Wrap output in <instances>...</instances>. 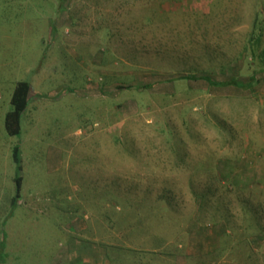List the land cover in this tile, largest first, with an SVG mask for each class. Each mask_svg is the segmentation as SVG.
I'll return each instance as SVG.
<instances>
[{
	"label": "rangeland",
	"instance_id": "1",
	"mask_svg": "<svg viewBox=\"0 0 264 264\" xmlns=\"http://www.w3.org/2000/svg\"><path fill=\"white\" fill-rule=\"evenodd\" d=\"M263 49L264 0H0L5 264H264Z\"/></svg>",
	"mask_w": 264,
	"mask_h": 264
},
{
	"label": "trees",
	"instance_id": "2",
	"mask_svg": "<svg viewBox=\"0 0 264 264\" xmlns=\"http://www.w3.org/2000/svg\"><path fill=\"white\" fill-rule=\"evenodd\" d=\"M259 40V38L257 39V41ZM251 54L254 55V52H251ZM261 60V56H262V61H264V49L260 52V54H258ZM187 79H197V76H186ZM204 79L208 84H213V82H211L207 76H201L199 79ZM230 84H234L236 86L239 87H245L247 88L248 91H250L251 89L248 88L251 86V82H248L246 84L240 85L238 82H234V80L230 81ZM32 95H31V86L30 83L28 81H17L14 85L11 97H10V108L7 111V113L4 116V130L6 132V134L8 136H18L21 133V125H22V115L23 113L26 111L30 99H31ZM20 148L18 145H15L13 147L12 150V163L15 165L16 167V173L14 175L13 181H14V189H13V195L10 198V211L9 214L5 217L4 221L2 222V225L4 226L5 221L8 217H11L12 213H13V208L18 205V200L20 198L21 195V185H22V176L19 173L20 169H21V165H20ZM117 198H119L118 196H116V201L115 204L117 205L118 203H120V199L117 200ZM110 200V199H109ZM127 202L123 201V205L126 204ZM130 203V202H129ZM122 205V206H123ZM255 222V220H254ZM255 229V227H254ZM259 232V231H257ZM257 232L251 233L249 236H245L242 234L240 236V238H238V234L236 239H238L237 241V245L239 246H235L236 248L240 247V250H247L250 251L251 247H253V242H254V236ZM224 234L222 233H218L215 234V238H219L220 235ZM225 235V234H224ZM240 235V234H239ZM227 238L229 236H226ZM5 237L1 238L2 240L0 241V264H5L6 263V259L9 257L8 252L6 251V243H5ZM229 248V247H228ZM228 248H224V251H226ZM223 249V247H222ZM222 251V250H221ZM221 251H219V254L221 253ZM250 253V252H249ZM109 261L113 264L114 258L112 256L108 257Z\"/></svg>",
	"mask_w": 264,
	"mask_h": 264
},
{
	"label": "crops",
	"instance_id": "3",
	"mask_svg": "<svg viewBox=\"0 0 264 264\" xmlns=\"http://www.w3.org/2000/svg\"><path fill=\"white\" fill-rule=\"evenodd\" d=\"M86 262H83V261H79V263H76V264H85Z\"/></svg>",
	"mask_w": 264,
	"mask_h": 264
}]
</instances>
